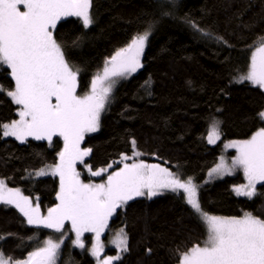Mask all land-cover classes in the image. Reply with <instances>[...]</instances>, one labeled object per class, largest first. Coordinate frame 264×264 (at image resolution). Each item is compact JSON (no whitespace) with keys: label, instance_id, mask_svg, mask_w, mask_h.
<instances>
[{"label":"trees","instance_id":"trees-1","mask_svg":"<svg viewBox=\"0 0 264 264\" xmlns=\"http://www.w3.org/2000/svg\"><path fill=\"white\" fill-rule=\"evenodd\" d=\"M91 16L89 29L69 17L55 30L66 62L78 70L79 96L90 92L91 81L117 51L149 26L150 35L141 70L117 88L100 130L83 142L91 151L78 166L82 180L102 182L132 161L159 164L200 186L204 212L264 219V182L250 198L234 190L245 184L241 173L203 185L226 141L248 140L264 128L257 116L264 111V89L239 79L249 71L252 52L264 43V0H91ZM0 89V124H10L19 119V107L7 95L15 90V80L1 65ZM214 121L221 140L212 145L207 136ZM2 131L0 180L47 213L58 204L60 179L35 173L60 163L63 141L21 143L4 138ZM95 171L101 175L93 176ZM120 228L128 248L115 264H178L180 254L207 239L205 225L183 194L132 199L109 227ZM52 236L29 226L14 207L0 206V254L6 260H26ZM107 253L116 255V249ZM58 264L95 262L73 246L70 236Z\"/></svg>","mask_w":264,"mask_h":264},{"label":"snow or ice","instance_id":"snow-or-ice-1","mask_svg":"<svg viewBox=\"0 0 264 264\" xmlns=\"http://www.w3.org/2000/svg\"><path fill=\"white\" fill-rule=\"evenodd\" d=\"M21 5L25 11L20 10ZM90 7L91 0H0V63L11 69L15 80V90L8 91L7 95L21 106L18 120L0 124L2 135L15 136L21 141L29 136L37 140L60 136L64 140L60 163L51 168L52 174L60 177V203L50 208L47 216H41L39 206L32 207L28 197L21 195L19 189L7 188L3 181H0V201L15 205L29 225H42L60 232L65 221H70L76 233L75 243L81 248L84 247L82 234L94 232L97 243L92 254L98 256L100 234L118 207L134 197L147 195L152 198L159 194V190H170L177 195L182 190L186 203L206 225L207 239L203 246L198 244L180 254L178 264H264V219L251 214L243 218H224L204 212L197 199L198 185L191 177L182 181L159 165L132 163L109 174L106 184L80 181L74 164L91 151L81 150L80 143L85 133L98 130L101 113L116 83L113 78L126 77L142 67L140 56L150 35L149 26L127 47L117 51L106 62L103 75H97L91 81V91L79 96L78 70L73 71L66 62L61 45L53 38L50 28L64 16L80 17L83 25L88 27L93 23ZM239 79L264 89V43L252 52L249 71ZM257 116L264 120V111ZM219 139L218 122L214 121L207 141L215 144ZM132 143L134 145L135 141ZM226 147L238 151L232 166H227L221 158L220 164L209 175H231L234 168H241L248 183L235 191L252 197L256 184L264 181V128L250 139L232 142ZM35 174L42 176L46 172L40 169ZM92 175L99 176L101 172L95 171ZM44 243L45 246L31 253L27 261L18 264H54L60 243L52 239ZM118 247L127 251L126 236L119 238ZM113 259L119 257H107L102 264H112ZM0 264L8 262L0 256Z\"/></svg>","mask_w":264,"mask_h":264},{"label":"rangeland","instance_id":"rangeland-1","mask_svg":"<svg viewBox=\"0 0 264 264\" xmlns=\"http://www.w3.org/2000/svg\"><path fill=\"white\" fill-rule=\"evenodd\" d=\"M20 10H21V11H25L26 9L23 7V5H21V6H20ZM89 11H90V16H91V7H90V10H89ZM69 17H70V18H77V19H79V20L82 22V19H81L80 17H77V16H64V17H61L59 20H57V22H56V26H57V24H58V22H59L60 20H63V19L69 18ZM91 18H92V16H91ZM82 23H83V22H82ZM56 26L50 28V31H51V33H52L54 39H55V30H56ZM91 26H92V24H90L88 27H85V28H86V29H89ZM55 40H56V39H55ZM148 41H149V36H148V39H147V41H146V43H145L144 50H143V52H142V54H141V56H140V62H141V65H143V57H144V54H145V51H146V48H147V45H148ZM64 58H65V57H64ZM65 60H66V59H65ZM109 61H110V60H109ZM0 65L8 68V66H7L6 64H2V63H0ZM141 68H142V67L138 68L137 71H136L135 73H131V74L127 75L126 77H114V78H113V79L116 81V83L114 84V86H113V88H112V91H111V93H110V99H109V102L106 103L105 110L101 113L98 130H97L96 132L85 133L84 138H83V140H82L81 143H80V149H81V150H84L83 147H82V145H83V142H84L85 138H86L87 136H91V135L97 133V132L100 130L102 117L104 116V114H105L106 111L108 110V107H109V105H110V103H111V100H112V96H113V94L115 93V91L117 90V88H118L121 84H123L124 82H126L127 80H129L131 77H133L135 74H137V73L141 70ZM9 69H10V68H9ZM103 69H104V68H103ZM10 71H11V69H10ZM73 71H74V70H73ZM98 75H103V70H102ZM105 83L107 84V82H105ZM77 85H78V74H77ZM77 91H78V86H77ZM90 91H91V89H90ZM77 95H78V93H77ZM52 102L55 103V100L53 99ZM18 107H19V110H20V107H21V106H18ZM209 133H210V131H209ZM4 138H11V139H14V140H16V141H18V142H21V143H25V142H27V141H29V140H35V141L47 142L49 145H52L53 142H54V140H56V139H61V140L63 141V147H64V140H63V137H60V136H53L51 140H48V139L37 140V139H35L34 137H31V136L26 137L23 141L18 140L15 136H4ZM220 140H221V134H220V139H219L215 144H217ZM232 142H240V141H237V140H230V141H226V142L224 143V145H223L222 155H221V157H220V159H219L218 164H220V162H221V158H223V160H224V162H225V164H226L227 166H229V167L232 166V161H233V160L236 158V156L238 155V151H237L236 148H229V147H226V145H228L229 143H232ZM212 145H213V144H212ZM63 151H64V148H63ZM88 155H89V154H88ZM88 155L82 157L81 160H77V161L75 162V164H74V167H75L76 172L79 173V179H80V181L83 182V183H85V182L82 180V175H81V172H80V169H79L78 166H79V165H80V164H81V163H82V162L88 157ZM132 163H138V162H137V161H132L131 163H126V164H132ZM140 163H142V162H140ZM144 164H146V163H144ZM218 164H217V165H218ZM124 165H125V164H124ZM124 165H123V167H124ZM147 165H159V164H147ZM217 165H216V166H217ZM159 166H160V167H163V168H167V167H165V166H163V165H159ZM216 166H215V167H216ZM123 167H122L121 169H123ZM215 167H214V168H215ZM51 168H52V167H47V168H45L44 170H45L46 174H45V175H42V176H38V175H37V177H38V178H41V177H47V176H55V177H58V178L60 179V177H59L58 174H57V175H53V174H52V172H51ZM121 169H120V170H121ZM167 169H168V168H167ZM212 169H213V168H212ZM212 169L208 171L207 176H206V178H205V181H204V184H203V185L211 184V183H213V182H215V181L222 180V179H224V178H226V177H229V176H235V175H237V174H239V173H241V174L243 175V177L245 178V184H243V185H241V186L247 185V183H248L247 178H246L245 175L243 174V170H242L241 168H239V167L234 168V170H233V172H232L231 175H228V174L218 175V174L213 173V174L210 176L209 173L212 172ZM120 170H118V171H120ZM168 170L171 171L170 169H168ZM116 172H117V171H116ZM171 172H172V171H171ZM172 173H173V172H172ZM173 174H174V173H173ZM174 175H176V174H174ZM176 176H177V175H176ZM0 181H1V180H0ZM193 182H194V181H193ZM262 182H264V181L258 182V183L256 184V186H255V193H256V188H257V186H258L260 183H262ZM102 183H103V184H106V183H107V179L104 180V181H102V182H90V183H85V184H102ZM194 183H195V182H194ZM195 184H196V183H195ZM4 185H5L7 188H9L5 183H4ZM241 186H237V187H241ZM237 187H235V189H236ZM235 189H234V190H235ZM13 190H15V189H13ZM145 192H147L146 189H145ZM199 192H200V186H198V188H197V199H198V202H199ZM235 192H236V191H235ZM20 193H21V191H20ZM168 193L176 194V193H174V192H172V191H170V190H159V194L156 195V196H154V197L161 196V195H165V194H168ZM181 194H183V196H184V198H185V194L183 193L182 190H181V192H180L179 195H181ZM236 194H237V192H236ZM21 195H23V194L21 193ZM237 195H239V194H237ZM254 195H255V194H254ZM254 195H253V196H254ZM23 196H24V195H23ZM240 196H244V195H240ZM253 196H252V197H253ZM139 197H146V198H148L147 195H145V196H139ZM154 197H152V198H154ZM244 197H248V196H244ZM134 198H136V197H134ZM134 198H133V199H134ZM249 198H250V197H249ZM28 199H29V201L31 202V206H32V207H37V206H38L37 203L34 202V200H32V199H30V198H28ZM149 199H151V198H149ZM129 201H131V200H129ZM129 201H128V202H129ZM185 201H186V199H185ZM128 202H127V203H128ZM59 203H60V201H59V199H58V204H59ZM58 204H57V205H58ZM199 204H200V202H199ZM57 205H56V206H57ZM125 205H126V204L122 205L121 207H118V208L115 210V212H114V213L108 218L107 226L103 229V231L101 232L100 237H99V244H100L99 255H98V256H94V255L92 254V249H93L94 246H96V243H97L96 234H95L94 232H84V233L82 234V236H81V242L83 243L84 247L81 248L80 246H78V245L75 243V240H76V233H75L74 230H72V225H71V222H70V221H65V223H64V228H63L60 232L55 231V229L45 228V227H43L42 225H35V224H33V225H29V224L27 223V218H26V217H25V216L19 211L18 208L15 207V205L5 204L3 201H0V206H10V207H14L15 209H17L18 212L24 217L26 223H27L29 226H31V227H35V228H40V229H46V230L52 231V232L56 235V237H53V236H52V237H49V238H48V239H52V240H53L54 242H56V243H60V247H59V249L57 250V254H56V257H55V262H54V264H58V262H59L60 252H61V250L63 249V246H64L66 240H67L70 236H72V244H73V246H74L76 249H78L79 251H81L82 253L88 254V255L94 260L95 264H102V261H103L105 258H107V257H114V258H115V257H119V259H120V258L123 256V254L125 253V251H122V250H121V247H118V243H119V238H122L123 236H126L125 230H124L123 228H120V229H115V230L110 231L109 227H110V224H111L112 219L115 218V216L117 215V211H118L120 208L124 207ZM56 206H55V207H56ZM55 207H54V208H55ZM39 211H40V210H39ZM40 215H41V216H47V215H48V212L44 214V213H42V212L40 211ZM242 218H243V217H242ZM203 224H204V223H203ZM204 225H205V224H204ZM205 227H206V225H205ZM126 237H127V236H126ZM48 239H46V241H47ZM61 241H62V243H61ZM44 246H45V243H44L43 247H44ZM127 248H128V239H127ZM108 249H116V255H111V254L109 255V254L107 253ZM0 256H2V254H0ZM29 257H30V256H28L26 260L18 261V262H24V261H27V260L29 259ZM2 258H3L5 261H7L8 264H18V262H11V261H9V260H6L3 256H2ZM119 259H113L112 264H115Z\"/></svg>","mask_w":264,"mask_h":264}]
</instances>
